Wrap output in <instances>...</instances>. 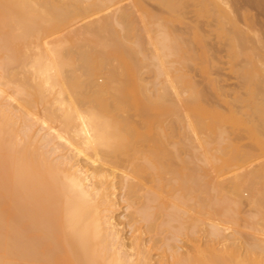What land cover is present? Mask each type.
I'll return each mask as SVG.
<instances>
[{
    "label": "bare ground",
    "instance_id": "bare-ground-1",
    "mask_svg": "<svg viewBox=\"0 0 264 264\" xmlns=\"http://www.w3.org/2000/svg\"><path fill=\"white\" fill-rule=\"evenodd\" d=\"M113 1L0 0V264H264V229L241 236L264 222V161L220 179L198 119L168 131L202 105L179 91L168 35L149 55L121 7L83 14Z\"/></svg>",
    "mask_w": 264,
    "mask_h": 264
},
{
    "label": "rangeland",
    "instance_id": "rangeland-1",
    "mask_svg": "<svg viewBox=\"0 0 264 264\" xmlns=\"http://www.w3.org/2000/svg\"><path fill=\"white\" fill-rule=\"evenodd\" d=\"M102 5L91 13L84 12V16L97 13L103 17L121 7V11L127 15L123 19L124 24L135 29V35H138L134 41L141 40L139 43L148 48L149 55L154 53L150 40L158 42L162 34L168 35V45L173 46L168 49L169 57L165 59L172 65V71L184 80L185 85L178 81L180 87L183 85L185 88L187 81L195 85V94L190 90L192 93H188V87L186 90L183 87L182 90L177 89L180 88L178 83H175V88L185 91L183 96L187 103L198 101V108L202 105L203 109L197 110V117L192 112L184 113L182 110L169 113L171 126H168V131L173 130L172 134L179 135L182 119L185 118L187 122L190 118L188 114L193 115L192 119H198L200 127L190 135L208 137L207 141L210 139L212 145L208 148L215 156L214 170L218 166L215 174L220 179L225 177L238 181L241 173L264 161V0H114ZM83 14H72L70 18L77 21L84 17H81ZM70 18L66 24L71 21ZM17 45L19 48L24 46L23 42ZM82 45L84 51L96 52L93 45H89L91 49L88 43ZM80 48L83 51L82 47L71 49L76 51ZM70 51L68 49V53ZM78 51L71 53L70 57H75ZM105 53L110 54V49H104ZM13 66L11 73L17 72ZM26 74L29 76L30 72ZM142 74L147 83H155L154 75L149 70L144 69ZM82 84L85 86L88 83ZM82 84L78 83L76 88ZM10 86L8 91L13 95L14 84ZM80 87L83 86H79L78 91ZM86 87L82 90L85 88L84 91H88ZM82 90L80 92H84ZM175 96L173 91L172 99L177 100ZM44 107L43 103L36 101L28 109L42 117ZM51 123L56 127L61 124L60 120H52ZM220 135L222 141L218 138ZM214 138L218 140L215 142ZM154 140H158L155 141L157 146V142L164 143L166 139L162 134L154 136ZM243 194L248 198L250 191L244 190ZM243 210L248 212L249 206L243 205ZM257 228L264 229V222L256 224L254 229L243 227L241 236L245 237ZM179 244L181 249L187 248L185 242Z\"/></svg>",
    "mask_w": 264,
    "mask_h": 264
}]
</instances>
